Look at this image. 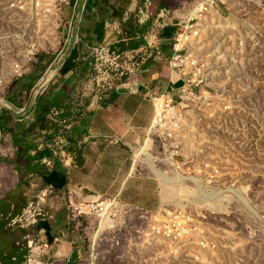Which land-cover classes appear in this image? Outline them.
I'll return each instance as SVG.
<instances>
[{"label": "rangeland", "instance_id": "374dc122", "mask_svg": "<svg viewBox=\"0 0 264 264\" xmlns=\"http://www.w3.org/2000/svg\"><path fill=\"white\" fill-rule=\"evenodd\" d=\"M198 1L166 0L165 5L184 14ZM13 2L0 0V51L2 55L13 53L16 56L22 45L16 44L14 38L21 34L23 46L27 49L30 44H36L38 53L34 63H30L31 69L27 68L25 73H0V78H7L0 87V110L8 104L9 96L17 102L31 100L44 93V86L49 87L56 81L60 72L58 65L49 67L48 63L35 75L28 89L10 90L14 79L28 78L37 70L40 55L50 56L52 60L60 51L65 55L68 46L64 41L71 32V23L65 15L67 8L61 16L39 21L6 10L5 6ZM154 2L157 6L160 0ZM218 10L223 16L214 17L205 51L214 68V78L210 81L219 86V92L215 90L214 94L221 96L222 103L218 102L216 111L207 106L193 112L191 129L199 132L194 136L197 143L207 148L204 159L220 166L222 180L219 184L201 186L196 181L174 184L176 190L168 191L146 162L135 157L137 168L144 177L157 180L154 187L146 186L145 189L154 191L163 202L165 200L163 205L167 210L184 208L194 212L207 227V244L170 249L161 242H151L145 233L151 223L147 212L121 207L118 218L100 223L99 232L98 221L93 220L87 225L94 237V253L98 255L96 264H264V0H233L227 5H219ZM32 20L39 24L36 26ZM15 61L20 59L2 56L0 68ZM140 69L141 80H147L150 88L157 90L153 89L152 83L157 75L155 72L166 70V62L154 63L148 59L141 63ZM163 81L166 84V75ZM2 83L0 79V85ZM172 83L174 86L175 82ZM171 90V93L178 92L174 88ZM159 144L158 137L148 136L141 146L148 145L149 151L155 153ZM15 155L8 131L0 128V197L14 184L9 167H12ZM154 165L163 172L156 163ZM167 175L172 179L181 177L179 174ZM200 189L207 194H201ZM215 194L221 196L215 197Z\"/></svg>", "mask_w": 264, "mask_h": 264}, {"label": "crops", "instance_id": "0c3cea01", "mask_svg": "<svg viewBox=\"0 0 264 264\" xmlns=\"http://www.w3.org/2000/svg\"><path fill=\"white\" fill-rule=\"evenodd\" d=\"M165 3L160 0L154 9L168 8ZM143 9L144 0H72L62 8L71 23L64 41L68 46L65 58L71 62L68 72L57 73L44 94L23 102L7 99L8 104L2 107L9 113L8 125L14 127L12 134L8 132L10 140L18 137L21 142L12 145L17 153L9 167L14 184L0 197V264H25L29 235L51 246L53 264L89 263L87 225L92 223L71 219L66 209L68 183L79 201L116 199L129 210L152 213L164 208L165 200L145 189L154 187L157 180L144 177L135 157L143 159L152 171L148 155L153 164L154 156L148 145L141 146L154 116L150 96L176 90L172 83L175 76L166 63V70L155 72L152 83L157 90H152L147 80H141L140 86L120 82L115 87H95L91 83L97 72L91 48L108 45L122 51L137 50L130 48L131 43L143 41L141 36L153 22H138ZM168 30L172 35L164 33L161 49L170 56L174 30L165 32ZM164 75L166 84L161 82ZM60 92L67 97L53 103ZM157 179L165 190H176ZM46 185L54 188L44 206L46 216L27 229L11 226Z\"/></svg>", "mask_w": 264, "mask_h": 264}, {"label": "built area", "instance_id": "2783aa9c", "mask_svg": "<svg viewBox=\"0 0 264 264\" xmlns=\"http://www.w3.org/2000/svg\"><path fill=\"white\" fill-rule=\"evenodd\" d=\"M72 0H14L6 10L18 16H29L39 19H51L63 14L62 8L69 6ZM233 0H199L184 14L179 10L168 8L154 9V0H144V9L138 16L140 24H146L153 20L147 31L141 36L144 45L137 50L122 51L108 45H97L91 48L97 60L95 63L96 74L91 79L95 87H115L120 82L128 85L142 83L140 78V65L145 60L154 62H166L175 76L176 91L152 93L150 99L153 104L154 116L148 129L149 136H156L160 140L158 149L154 154V161L163 171L175 176V173L186 177L184 184L192 181H201L202 184H219L222 180V171L219 165L208 158L207 148L204 144L197 143L194 136L198 131L191 128L194 119L192 113L209 106L211 111H216L217 104L222 101L219 94L214 91L219 89L218 84L211 82L213 69L209 63L207 51H205L208 32L212 30L213 19L221 18L219 5H227ZM39 21L32 20L37 26ZM173 28L171 38L172 53L167 56L161 47L166 41L165 30ZM16 44L22 46L17 49L16 56L12 54L0 57L20 59L8 66L2 65L1 72L12 75H21L30 63H34L37 55L36 44H30L26 49L23 46V36H15ZM0 38V44H1ZM64 51H60L49 67L58 65L60 70L67 61ZM4 68V69H3ZM28 69V70H30ZM9 77V76H8ZM214 78V77H213ZM4 85L6 79L1 76ZM48 87H43V92ZM218 91V90H217ZM219 92V91H218ZM208 108V107H207ZM192 119V120H191ZM71 158V157H70ZM175 171V172H174ZM180 184V183H179ZM197 185V184H196ZM54 193L52 185H46L35 199L30 200L25 206L24 213L11 221V226L29 228L34 226L40 218L46 216L44 206L48 198ZM120 203L116 199H102L100 201H79L77 193L67 184L66 209L72 220L98 221V232L102 221L118 218L121 212ZM150 226L146 236L151 242H161L170 249H178L187 245L207 244L208 230L202 224L194 212L184 208L165 209L151 215ZM144 214V215H145ZM27 255L25 264H53L51 246L36 240L33 235L26 238ZM89 263L96 264L98 255L94 253L95 242L91 236L89 240Z\"/></svg>", "mask_w": 264, "mask_h": 264}, {"label": "trees", "instance_id": "16d2710c", "mask_svg": "<svg viewBox=\"0 0 264 264\" xmlns=\"http://www.w3.org/2000/svg\"><path fill=\"white\" fill-rule=\"evenodd\" d=\"M146 29H143V32H145ZM165 35H172V31L171 30H168L167 32H165ZM144 42L139 39L138 41L136 42H132L131 45H130V48L131 49H138L139 46L141 44H143ZM52 62V57L50 56H45V55H40L39 57V65L37 66V70L35 69L31 74L30 76H28V78L26 77H19L17 79H14L13 82L11 83L12 84V87L10 88L11 92H13V90L17 89L18 87H23V88H26L28 89L30 87V85L33 83V78L35 77V75H38L40 71L43 70L44 67L47 66L48 63H51ZM71 62L69 60H67L63 67L60 69V72L62 75H65L67 72H68V69H69V66H70ZM35 79V78H34ZM49 88V87H48ZM47 88V89H48ZM46 89V91H47ZM45 91V92H46ZM44 92V93H45ZM43 93V94H44ZM67 97V94L63 93V92H60L59 94H56L55 95V100L53 101V103H57V100L56 99H63ZM14 98L9 96L8 100H11ZM10 120V116H9V113L7 111V109H2L0 111V128L1 130H4V131H8L9 133H13L12 131L14 130V127H11L10 125H8V121ZM18 142H21V139H19L18 137H12L11 138V143L13 145V147H16V146H19V143ZM16 156H17V153H16ZM25 257L27 255V251H25ZM22 261V259H20Z\"/></svg>", "mask_w": 264, "mask_h": 264}, {"label": "bare ground", "instance_id": "6f19581e", "mask_svg": "<svg viewBox=\"0 0 264 264\" xmlns=\"http://www.w3.org/2000/svg\"><path fill=\"white\" fill-rule=\"evenodd\" d=\"M148 158H149V160H150V163H151V168H152V171L160 178V179H162L164 182H166L167 184H170V185H174V184H184V181H186L187 180V178L186 177H183V176H181L180 174V176L181 177H179L178 179H172V178H170V177H168V175H167V173H165V172H162L161 170H159L154 164H153V162H151L152 160H151V156L150 155H148ZM175 172V171H174ZM176 175H178V173H175ZM196 182H197V184L199 185V186H201L202 185V183H201V181H198V180H196ZM231 191L232 192H235V193H240V191L239 190H237V189H231ZM200 193L201 194H207L206 193V191H203L202 189H200ZM220 193H222V192H220ZM209 196H211V195H209ZM219 196H221L220 194L219 195H216L215 194V197H219ZM212 197H213V195H212ZM207 198V200H213V198H208V197H206Z\"/></svg>", "mask_w": 264, "mask_h": 264}]
</instances>
